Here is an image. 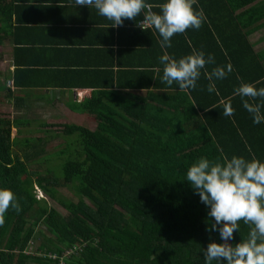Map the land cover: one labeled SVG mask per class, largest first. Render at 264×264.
<instances>
[{
    "label": "trees",
    "instance_id": "trees-1",
    "mask_svg": "<svg viewBox=\"0 0 264 264\" xmlns=\"http://www.w3.org/2000/svg\"><path fill=\"white\" fill-rule=\"evenodd\" d=\"M6 1L0 0V12L8 10ZM257 1L198 0L193 7L205 14L202 27L174 35L165 48L156 32L153 46L176 60L193 50L213 56L215 63L201 70L196 88L180 91L175 83H162L164 65L153 49L158 71L150 73L152 85H123L112 93L113 85L99 87L106 89L77 105L75 112L93 116L95 130L41 125L43 132L62 130L68 138L53 156L46 154L44 136H12L13 129L22 133L31 126L28 119L0 114V189L11 190L21 208L19 213L10 208L0 224V264H205L208 244L223 241L218 231L207 230L214 220L186 180L187 169L202 157L264 162V138L257 134L264 133V122L255 124L235 95L241 83L264 87V51L256 52L250 41L264 27V15L245 21L259 13L257 6L236 14ZM146 2L159 13L166 0ZM229 63L233 71L225 79L209 81L205 72ZM210 83L215 92H208ZM228 103L235 110L231 117L222 114ZM255 134L262 137V150L256 136L252 140ZM54 157L66 158L42 173ZM60 188L70 189L76 200ZM248 232L241 221L230 243Z\"/></svg>",
    "mask_w": 264,
    "mask_h": 264
},
{
    "label": "crops",
    "instance_id": "crops-1",
    "mask_svg": "<svg viewBox=\"0 0 264 264\" xmlns=\"http://www.w3.org/2000/svg\"><path fill=\"white\" fill-rule=\"evenodd\" d=\"M6 4L8 10L0 12L1 114L28 119L40 128L44 123H58L55 117H93L75 109L93 93L106 89L99 87L113 85L112 93L123 85H152L150 73L158 71L153 69L157 31L138 27L142 16L112 27V21L100 16L95 8L77 6L75 0H7ZM252 6L260 7L259 13L245 21L264 15V0L236 14ZM250 41L256 52L264 51V27L255 29ZM156 48L157 57L161 56ZM124 89L140 94L148 91L122 88L120 92ZM255 102L261 103V99ZM23 114L28 116L21 117ZM39 116L48 119L36 122ZM257 134L264 138L263 132ZM257 134L252 140L256 136V146L262 150V137Z\"/></svg>",
    "mask_w": 264,
    "mask_h": 264
},
{
    "label": "clouds",
    "instance_id": "clouds-1",
    "mask_svg": "<svg viewBox=\"0 0 264 264\" xmlns=\"http://www.w3.org/2000/svg\"><path fill=\"white\" fill-rule=\"evenodd\" d=\"M77 6L95 8L98 14L112 21V27H120L125 19L136 20L143 30L154 28L162 37L161 47H171L174 35L183 34L188 29L199 30L206 17L202 9L197 11V0H166L159 5L160 12L152 11V5L146 0H75ZM164 65L162 83L179 86L180 91L195 89L206 65L214 64L215 59L205 57L203 51L193 50L192 54L179 60L167 53L160 57ZM233 71L229 63L225 67L217 66L211 72H205L209 81L213 78L222 80ZM208 92L216 91L214 83L208 85ZM235 95L241 97L243 107L252 115L253 122H264V87L257 89L252 83H241L235 89ZM257 98L261 103H256ZM226 117L235 114L231 103L224 105L222 113ZM201 202L210 208L208 231H218L223 243H209L204 251L205 264H264V162L248 161L243 157L233 156L224 163L212 162L202 157L194 162L186 172ZM21 211L15 194L9 189H0V224L9 209ZM249 226L246 239L231 244L234 233L239 232L240 222Z\"/></svg>",
    "mask_w": 264,
    "mask_h": 264
},
{
    "label": "rangeland",
    "instance_id": "rangeland-1",
    "mask_svg": "<svg viewBox=\"0 0 264 264\" xmlns=\"http://www.w3.org/2000/svg\"><path fill=\"white\" fill-rule=\"evenodd\" d=\"M258 49H256V50H258ZM54 115H55V113H54ZM3 116H6V115H3ZM24 116H28V115L23 114V116H21V117H24ZM35 119H36V122H40V121H46L45 119H48V118H44V117L39 116V117H36ZM54 119L58 123L64 122V123H68V124H77V125H82V126L88 127L92 130L96 129V122H95L94 118L89 117L88 115H73L72 117H70L68 119L55 117ZM36 127H37L36 123H33L30 127L25 128L22 133H18L17 130L13 129L12 136L13 137L18 136L21 140L25 139V138H30V137L34 138L37 136H44L47 139V141H46L47 143L45 146L46 154L50 155V156H53V154H55L59 150H63L65 148V146L67 145L68 138L64 135L62 130H59V131L52 130L51 132H40V131H38L39 128H36ZM65 158L66 157H61V158H55L54 157V158H50L49 160H46L45 163L43 164V167L40 169L41 172L45 173V169H47L48 167H54L58 163L63 162L65 160ZM60 191L67 198L76 200L73 192L70 189L60 188ZM37 192H38V196L40 198H42L43 192L40 190L39 191L37 190ZM39 233L41 234V236L45 235L46 228L41 227ZM229 243H230V241H229Z\"/></svg>",
    "mask_w": 264,
    "mask_h": 264
},
{
    "label": "built area",
    "instance_id": "built-area-1",
    "mask_svg": "<svg viewBox=\"0 0 264 264\" xmlns=\"http://www.w3.org/2000/svg\"><path fill=\"white\" fill-rule=\"evenodd\" d=\"M71 254V251H68V252H66V254H65V256H69ZM54 259H56L57 257H53ZM62 258H67V257H62ZM60 260H61V257H60Z\"/></svg>",
    "mask_w": 264,
    "mask_h": 264
}]
</instances>
